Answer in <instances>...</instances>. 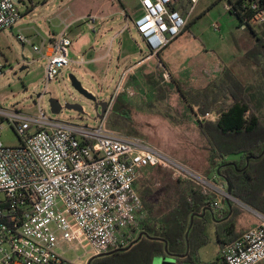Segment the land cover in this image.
Wrapping results in <instances>:
<instances>
[{"label": "built area", "instance_id": "1", "mask_svg": "<svg viewBox=\"0 0 264 264\" xmlns=\"http://www.w3.org/2000/svg\"><path fill=\"white\" fill-rule=\"evenodd\" d=\"M137 1L134 26L151 59L186 30L200 0ZM252 9V23L263 25L264 9L258 3ZM22 17L18 0H0V33L13 32ZM16 38L47 60V84L76 64L71 58L73 41L68 27L39 47L23 34ZM4 74L5 64L0 61V78ZM122 79L94 128L52 120L43 110L37 117L6 111L0 102V116L8 119L21 141L17 147H8L0 138V264H75L65 257L63 248L68 245L77 250L83 237L96 256L131 247L148 216L136 186L147 168L167 169L174 179H193L221 192L145 138L108 127ZM214 115L208 113L201 119L216 120ZM225 196L232 200L228 193ZM213 208L221 209L218 201ZM256 215L260 224L227 246L225 264L264 262V215Z\"/></svg>", "mask_w": 264, "mask_h": 264}, {"label": "rangeland", "instance_id": "2", "mask_svg": "<svg viewBox=\"0 0 264 264\" xmlns=\"http://www.w3.org/2000/svg\"><path fill=\"white\" fill-rule=\"evenodd\" d=\"M25 1L30 8L32 4L39 7L36 15L38 18H33V13L31 15L35 21L43 22L45 17L53 19L52 25L58 33H61L67 24L72 23L69 34L73 40L82 35L97 49L109 52L111 57L95 72L91 66L72 65L65 68L57 80L47 84V60L40 57L32 45L23 47L16 38V32L2 33L0 61L5 64V74L0 78V102L6 111L37 117L41 113L40 110H43L52 120L76 125L87 124L94 128L101 122L97 119L95 104L72 87L69 75L74 74L85 88L96 94L100 102L108 100L114 94L123 77L119 94H124L132 105H135L132 112L135 133L131 136L145 138L176 160L187 164L211 185H214V182L206 179L211 171L207 143L178 89H194L212 98L219 91L218 87L226 82L224 72L231 71L248 87L254 108L264 119V107H256V100L262 97L259 92L264 87L263 77L259 66L245 57V54L256 46L255 34L264 38V24L253 30L241 27L238 19L230 14L228 0H200L189 18L186 30L162 50L160 58L157 55L152 61L125 75L127 66L150 54L149 48L134 26L137 17L134 11L137 5L135 0L125 3L117 0ZM20 8L26 10L23 4ZM50 26L49 23H44L42 30L47 32ZM117 34L119 36H116ZM114 36L116 39L111 46L110 41ZM40 42L35 40L37 44ZM72 49L73 46L71 52ZM121 51L123 56H129L126 60L119 61L120 57L123 58ZM72 58L74 59L73 56ZM74 60L79 61L81 58ZM219 60L224 68L221 66L222 70L216 72L217 68L214 66ZM52 97L60 99L62 103H78L84 107L85 113L64 110L60 115H55L49 103ZM230 103L229 96H221L215 106L224 107ZM210 113L214 115V112ZM1 121L0 138L4 145L19 146L21 141L8 119L0 116ZM118 131L130 135L125 130ZM229 159L237 160L238 157L232 156ZM237 205L246 211L244 216L247 220L254 222L260 219L243 203L239 202ZM248 225L249 223L243 224L241 231H245ZM211 231L212 228L210 244L200 252L201 264H220V247L215 232ZM78 242L75 241L76 244ZM78 246L77 250L69 249L68 245L63 248L65 257L75 264H88L97 255L85 237ZM154 264H162V258L155 259Z\"/></svg>", "mask_w": 264, "mask_h": 264}, {"label": "trees", "instance_id": "3", "mask_svg": "<svg viewBox=\"0 0 264 264\" xmlns=\"http://www.w3.org/2000/svg\"><path fill=\"white\" fill-rule=\"evenodd\" d=\"M228 1L230 14L241 27L253 30L262 26L252 23V4L264 9V0ZM255 36L256 46L245 57L259 66L264 81V38ZM224 78L226 82L212 98L194 89L182 88L178 93L207 143L209 180L223 179L231 187L233 198L264 215V119L256 112L248 87L231 71H225ZM221 96H229L231 103L215 106ZM134 107L119 94L110 110V128L134 134ZM211 111L216 120L201 119ZM232 156L238 159L230 160ZM145 171L136 185L148 215L141 225L143 237L129 248L95 256L89 264H154L155 259L167 256L180 264H201L200 251L211 242L212 226L222 253L218 261H222L227 246L238 239L236 231L246 211L232 201L230 208L214 209L217 194L193 179H174L169 170L160 167Z\"/></svg>", "mask_w": 264, "mask_h": 264}, {"label": "crops", "instance_id": "4", "mask_svg": "<svg viewBox=\"0 0 264 264\" xmlns=\"http://www.w3.org/2000/svg\"><path fill=\"white\" fill-rule=\"evenodd\" d=\"M135 1H136L137 5L134 8V11L136 13L138 11V9H139V2L137 0H135ZM18 2H19V7H20L21 4H23L26 10L23 11L20 8L22 10V14H23L22 20L13 29V32H11V33L14 34V32H16L17 34H23V35H25L26 37H28L29 39L32 40V42H33V44L35 46H38V47L41 46V45H44V44L48 45L50 42H52L53 39L55 37H57V35L59 34L55 30L56 29L55 26L52 25V22H54V20L53 19L51 20L49 17H45L43 22H39V20H36L35 21L34 19H32V17L33 18H38L36 15H37V12L39 11V7H37V6H35V5L32 4V8H30L28 5H26V1L25 0H18ZM44 5H48V4H44ZM32 13H33V16L31 17ZM95 20L96 19L94 18V22H95ZM44 23L45 24H48L49 23L51 25L50 28H48L47 32H44L42 30V25ZM62 23H64V22H62ZM55 24L56 25H59L57 23H55ZM61 27H62V25H61ZM66 27H68V32H69V30L72 27V23L67 24ZM2 33H5V32H2ZM2 33H0V35ZM119 34H117L116 36H119ZM116 36H114V38L110 41V45L111 46L113 45V43H114V41L116 39ZM35 40H38V41H41V42L39 44H37V43H35ZM72 41H73V45H72L73 46V49H72V52H71V58H72V56L74 57V59L81 58V60H79V61L78 60H74L72 58V60L76 63V65H77L78 62L83 61L82 64L80 63L81 66L82 65L91 66L92 71L95 72V71L98 70V67L103 62H105L107 59H109L111 57V54L109 52H104V51H101V50L97 49L94 45L90 44L91 41L89 39L84 38V36H82V35L78 36L77 39H74V40L72 39ZM25 46H23V47H25ZM163 51H161L158 54V58H160V54L163 53ZM43 52H44V54L47 52L46 51V48L44 49ZM37 54L40 55V57L43 58V56L41 54H39V53H37ZM120 55L123 56V52L122 51L120 52ZM148 55H146L143 59L138 60L137 63H135L133 65L127 66L126 69H125V71H124V75L126 73L130 74L134 69H136V68L140 67L141 65H143L144 63H148V62H150V61H152L154 59V58L147 59ZM127 57H129V56H123L122 59L120 57L119 58V61L126 60ZM231 62H232V60L230 59V65H231ZM160 63H162V61ZM162 65L165 67V65L163 63H162ZM221 66L224 68L222 62L219 60V62L216 63V65L214 66V67L217 68V70H215V71L216 72H220L222 70V67ZM260 93L262 94V97L260 98V100H256V101H258L257 104H256V107H264V87L260 90L259 94ZM145 170H144L143 174L146 173ZM206 179L209 180V178H206ZM210 181L211 182H214V186H216L221 192H224V193L215 192L217 194V196H218V200L217 201H218V203H219V205L221 207V210L222 209H225V208H230V201H232L234 204H238V203L234 202L233 200H231L230 198H228L227 196H225V193L228 192V185H227V183L223 179H221V178H214V180H210ZM247 222L249 223L248 227L247 226L245 227L246 228L245 231H241L243 229V224H246L247 225L248 224ZM260 222H261L260 219L254 221V222H251V221L247 220L245 216H243L241 218V220H240V225L238 226V229L236 231V233L238 234V238L240 236H242L244 233H246L249 230H251L252 228L257 227L260 224ZM212 229H213V231H211V232H215V234H216V240H217V244H218L217 233L214 230V227L213 226H212ZM218 246H219V244H218ZM219 258L222 259L221 249H220V256H219ZM200 259H201V255H200ZM219 263L220 264L221 263L223 264V260L220 261Z\"/></svg>", "mask_w": 264, "mask_h": 264}, {"label": "water", "instance_id": "5", "mask_svg": "<svg viewBox=\"0 0 264 264\" xmlns=\"http://www.w3.org/2000/svg\"><path fill=\"white\" fill-rule=\"evenodd\" d=\"M69 80L71 82L72 87L84 98H86L89 101H92L95 104V109L97 111V117L99 119H102L103 116L105 115V113L107 112L108 109V103L106 101H98V98L96 95H94L92 92H90L87 88H85L81 81L74 75V74H70L69 75ZM50 103V107L52 110V113L55 115H60L64 110H73V111H77L79 113H85V109L82 105L78 104V103H70V102H66V103H62L60 101V99L56 98V97H52L49 100ZM231 197H232V189L231 187L228 185V192H227ZM232 200L236 203H239V201L235 198L232 197ZM246 208L252 210L253 212H255L253 209H251L250 207L244 205ZM257 213V212H255ZM193 220V219H192ZM143 237V234H141L138 238L137 241H139L141 238ZM162 258V264H180L177 262V260L171 256H167V257H161Z\"/></svg>", "mask_w": 264, "mask_h": 264}]
</instances>
